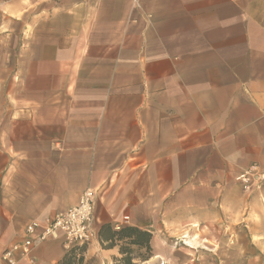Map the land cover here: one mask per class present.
Masks as SVG:
<instances>
[{
    "label": "crops",
    "instance_id": "0c3cea01",
    "mask_svg": "<svg viewBox=\"0 0 264 264\" xmlns=\"http://www.w3.org/2000/svg\"><path fill=\"white\" fill-rule=\"evenodd\" d=\"M254 163L264 170V0H0V264L27 224L88 188L85 260L98 264L122 256L100 242L104 223L155 235L252 218L260 195L236 177ZM66 251L62 235L38 241L18 264Z\"/></svg>",
    "mask_w": 264,
    "mask_h": 264
},
{
    "label": "rangeland",
    "instance_id": "374dc122",
    "mask_svg": "<svg viewBox=\"0 0 264 264\" xmlns=\"http://www.w3.org/2000/svg\"><path fill=\"white\" fill-rule=\"evenodd\" d=\"M241 187L242 193L250 198L260 195L262 202L255 204L252 218L242 219L233 212L216 213L214 219L206 220L203 224H192V231L174 233V229H169V232L156 230L153 235V256L137 262L150 264L147 261L159 255L153 260L155 263L264 264V182L249 191L242 184ZM253 227L255 231L251 233ZM186 238L192 239L194 247L185 241Z\"/></svg>",
    "mask_w": 264,
    "mask_h": 264
},
{
    "label": "built area",
    "instance_id": "2783aa9c",
    "mask_svg": "<svg viewBox=\"0 0 264 264\" xmlns=\"http://www.w3.org/2000/svg\"><path fill=\"white\" fill-rule=\"evenodd\" d=\"M236 180L249 191L264 182V170L258 163H254L241 172ZM95 204L96 191L86 189L76 205L44 223L34 221L27 224L22 239L7 246L1 253L2 259L8 264H18L23 260L33 262L32 254L38 241L58 239L61 235L67 249L74 245L90 244L95 237ZM125 219L128 220V216Z\"/></svg>",
    "mask_w": 264,
    "mask_h": 264
},
{
    "label": "trees",
    "instance_id": "16d2710c",
    "mask_svg": "<svg viewBox=\"0 0 264 264\" xmlns=\"http://www.w3.org/2000/svg\"><path fill=\"white\" fill-rule=\"evenodd\" d=\"M98 236L104 246L119 245L122 256L114 260L115 264H140L137 261L153 256V234L147 229L135 225L115 229L110 223H104ZM86 249L87 244L72 246L58 264H98L94 259L85 260Z\"/></svg>",
    "mask_w": 264,
    "mask_h": 264
},
{
    "label": "bare ground",
    "instance_id": "6f19581e",
    "mask_svg": "<svg viewBox=\"0 0 264 264\" xmlns=\"http://www.w3.org/2000/svg\"><path fill=\"white\" fill-rule=\"evenodd\" d=\"M159 264H162V263H159Z\"/></svg>",
    "mask_w": 264,
    "mask_h": 264
}]
</instances>
